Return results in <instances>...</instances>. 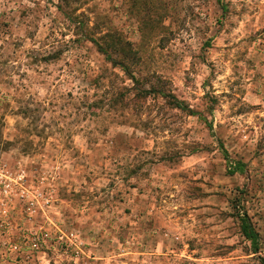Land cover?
Here are the masks:
<instances>
[{"label": "rangeland", "instance_id": "rangeland-1", "mask_svg": "<svg viewBox=\"0 0 264 264\" xmlns=\"http://www.w3.org/2000/svg\"><path fill=\"white\" fill-rule=\"evenodd\" d=\"M261 257L264 0H0V264Z\"/></svg>", "mask_w": 264, "mask_h": 264}, {"label": "trees", "instance_id": "trees-1", "mask_svg": "<svg viewBox=\"0 0 264 264\" xmlns=\"http://www.w3.org/2000/svg\"><path fill=\"white\" fill-rule=\"evenodd\" d=\"M178 106L184 107L185 105L178 103ZM191 112H193V111H191ZM239 167H242V164L239 163L236 165V168H239ZM245 219H246V221L244 222V225H243V231H244V234L246 235V237L251 240L254 251L256 252L259 250V246L261 243V236H260L259 232L253 226L250 218L248 217V215L246 213H245ZM261 262H262V264H264V257H261Z\"/></svg>", "mask_w": 264, "mask_h": 264}]
</instances>
